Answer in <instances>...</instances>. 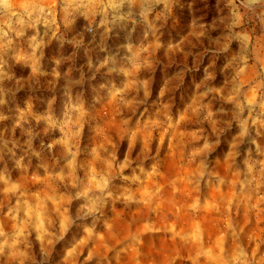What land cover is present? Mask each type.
Here are the masks:
<instances>
[{"label":"rangeland","instance_id":"1","mask_svg":"<svg viewBox=\"0 0 264 264\" xmlns=\"http://www.w3.org/2000/svg\"><path fill=\"white\" fill-rule=\"evenodd\" d=\"M0 264H264V0L0 9Z\"/></svg>","mask_w":264,"mask_h":264},{"label":"clouds","instance_id":"2","mask_svg":"<svg viewBox=\"0 0 264 264\" xmlns=\"http://www.w3.org/2000/svg\"><path fill=\"white\" fill-rule=\"evenodd\" d=\"M11 7V0H0V9H9Z\"/></svg>","mask_w":264,"mask_h":264}]
</instances>
